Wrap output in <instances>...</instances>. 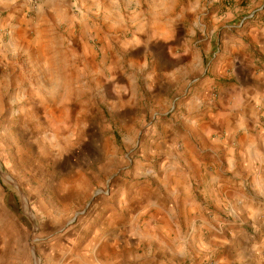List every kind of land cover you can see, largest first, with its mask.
Wrapping results in <instances>:
<instances>
[{"label": "rangeland", "instance_id": "rangeland-1", "mask_svg": "<svg viewBox=\"0 0 264 264\" xmlns=\"http://www.w3.org/2000/svg\"><path fill=\"white\" fill-rule=\"evenodd\" d=\"M63 4L57 15L80 68L49 86L32 62L33 34L25 33L51 18L49 7L0 1V264H168L170 236L185 238L184 264H220L208 250L213 247L194 246L196 231L157 228L133 216L142 199L133 177L144 180L153 168L144 159L146 131L174 101L152 99L157 78L150 64L133 69L125 63L123 46L105 34L114 25L87 23L92 3ZM145 5L132 2L137 11ZM213 57L205 60L204 75ZM114 85L122 99L132 97L128 110ZM220 220L254 236V255L264 264V218L254 222L252 215L230 212ZM225 228L202 232L230 238L234 232Z\"/></svg>", "mask_w": 264, "mask_h": 264}, {"label": "crops", "instance_id": "crops-1", "mask_svg": "<svg viewBox=\"0 0 264 264\" xmlns=\"http://www.w3.org/2000/svg\"><path fill=\"white\" fill-rule=\"evenodd\" d=\"M37 1L49 7L51 18L25 32L33 34L32 62L42 84L60 86L80 68L70 31L61 30L57 15L63 1L72 0ZM76 1L96 7L88 24L114 25L105 34L123 46L130 68L150 64L157 78L152 99L174 101L146 131L144 159L153 168L144 180L133 177L142 198L133 216L157 228L196 231L194 246L213 247L208 250L218 253L220 264H259L254 236L225 228L220 219L230 212L252 215L254 222L264 218V0ZM133 1L146 5L137 11ZM118 86L116 99L128 110L132 97L122 99ZM203 228L234 233L206 238ZM166 242L168 264H184L185 238L170 236Z\"/></svg>", "mask_w": 264, "mask_h": 264}]
</instances>
